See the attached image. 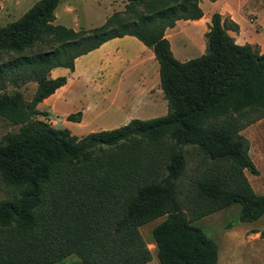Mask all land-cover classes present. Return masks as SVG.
<instances>
[{
	"label": "trees",
	"instance_id": "trees-1",
	"mask_svg": "<svg viewBox=\"0 0 264 264\" xmlns=\"http://www.w3.org/2000/svg\"><path fill=\"white\" fill-rule=\"evenodd\" d=\"M199 1L124 0L100 25L74 29L54 22L59 0H35L0 26V121L18 125L0 137V264L69 255L81 264H144L150 252L138 227L158 217L151 236L159 264H217L216 243L191 220L232 204L240 222L264 213V194L243 175L257 169L239 133L264 118V51L236 43L228 31L238 24L212 12L204 52L177 60L164 30L199 19ZM124 35L152 51L164 115L80 136L36 118L46 116L36 105L66 82L51 69L72 70L76 57ZM28 82L35 88L26 100L19 88ZM187 147L211 164L190 179V217L178 198Z\"/></svg>",
	"mask_w": 264,
	"mask_h": 264
},
{
	"label": "rangeland",
	"instance_id": "rangeland-1",
	"mask_svg": "<svg viewBox=\"0 0 264 264\" xmlns=\"http://www.w3.org/2000/svg\"><path fill=\"white\" fill-rule=\"evenodd\" d=\"M220 3H227L238 17L242 27L241 30L238 29V34L249 35L260 40L261 43L257 42V44L255 42L260 50V47L264 46V0H220ZM123 8L124 0H60L55 8L57 16L55 23L71 28L88 29L100 25L112 12L121 11ZM201 9L205 13H208L211 12L212 6H210L208 1H205L202 3ZM17 14V12H13V18L6 19V21L3 19L0 22V26L5 25L11 19L18 18L16 17L18 16ZM221 15L222 17H229L230 14L224 13ZM185 27L194 31V34L184 49L180 50L176 44L182 39L181 36L177 35L176 38H170L176 58L180 60L194 58L204 52L205 39L202 34H199L198 27L191 24L185 25ZM178 50L181 51V54H178ZM6 58L7 56H3L0 60H5ZM34 88L35 83L28 82L23 84L19 90L22 92L24 99L28 100ZM6 90L10 91L11 87L7 86ZM72 102L71 105L75 106L77 99H74ZM99 108L104 109L103 115L105 117L114 115V111L107 107L105 102L99 103ZM164 114L165 111L162 114L155 115V117ZM254 116L251 115V117ZM36 118L43 120L52 127L65 128L62 124L63 120L61 117L51 115V118L56 121V124H53V121L47 122L49 121L47 117L36 116ZM120 125L123 124L120 123L115 127ZM17 127L18 125L0 121V137L5 132L16 131ZM72 131L74 134L84 133V131L77 128H72ZM239 133L247 139L248 155L257 169V175H252L246 170H243V175L255 193L264 194V118H257L252 123L240 129ZM184 151L185 170L179 183L178 198L187 217H190L192 215L190 209L192 207L194 208L195 205L193 200L194 191L192 190L190 179L201 176L204 170L210 167L211 164L202 161L200 156L189 147L185 148ZM2 194V184L0 182V195ZM238 211L239 206L232 204L199 218H194L191 220V224L199 228L207 237L216 243L217 264H264V236L260 235L261 230L264 228V213L254 221L240 222L237 219ZM163 218H155L138 227V231L150 252V260L144 264H159L151 230ZM55 264L81 263L74 255H69Z\"/></svg>",
	"mask_w": 264,
	"mask_h": 264
},
{
	"label": "crops",
	"instance_id": "crops-1",
	"mask_svg": "<svg viewBox=\"0 0 264 264\" xmlns=\"http://www.w3.org/2000/svg\"><path fill=\"white\" fill-rule=\"evenodd\" d=\"M34 1L0 0V22L3 19L6 21L13 18V12H17L16 17H19ZM205 1L212 6L211 12L205 13L201 9L202 16L199 19L177 20L172 27L164 30V37L175 58L176 54L172 49L170 38L181 36L182 39L176 44L180 50L184 49L194 34V31L186 28L185 25L197 26L199 34L203 35L212 12L230 14L229 18L235 21L239 26L238 29L241 30L238 17L227 3L221 4L220 0H200V8ZM55 10L54 22L57 19ZM228 34L238 44L260 42L258 38L238 34V31L232 33L228 31ZM180 50L178 54H181ZM262 51L264 46L260 47V52ZM49 74L51 77L64 75L66 82L39 102L36 108L45 111V117L53 121V124H56V121L51 115L61 117L62 124L72 134H74L72 128L84 131L83 134H74L77 136L112 128L132 118L148 119L166 112V100L159 87L158 64L152 51L133 36L124 35L108 39L97 48L76 57L72 70L56 67L51 69ZM74 99H77L75 106L71 105ZM101 102H105L107 107L114 111V115L105 117L104 109L99 108ZM77 110L81 112L78 122L65 119L67 114Z\"/></svg>",
	"mask_w": 264,
	"mask_h": 264
},
{
	"label": "built area",
	"instance_id": "built-area-1",
	"mask_svg": "<svg viewBox=\"0 0 264 264\" xmlns=\"http://www.w3.org/2000/svg\"><path fill=\"white\" fill-rule=\"evenodd\" d=\"M47 122H51V121L49 120V121H47Z\"/></svg>",
	"mask_w": 264,
	"mask_h": 264
}]
</instances>
